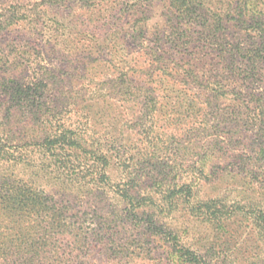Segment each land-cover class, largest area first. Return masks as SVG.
Masks as SVG:
<instances>
[{
	"label": "trees",
	"instance_id": "1",
	"mask_svg": "<svg viewBox=\"0 0 264 264\" xmlns=\"http://www.w3.org/2000/svg\"><path fill=\"white\" fill-rule=\"evenodd\" d=\"M75 2L85 10V32L94 23L105 25L107 18L100 23L95 17L104 7L129 25L117 28L133 48L110 49L118 67L103 85L110 98L141 106L131 122L142 146L131 148L130 122L105 123L102 111L92 114L86 105L80 126L65 124L60 115L78 111L77 96L50 90L44 77L27 83L8 76L12 67L0 61V264H81V254L92 250L110 258L133 254L149 264H264L263 199L243 189L202 195L219 179V167L234 162L264 193V176L254 171L264 164V22L257 12L248 0L235 1L233 16L211 10L205 0H43L40 6ZM156 3L165 14L162 27L151 32L146 23ZM37 12L35 18L47 9ZM230 20L255 24L248 43L240 46ZM3 24L1 31L18 23ZM95 48L86 54L90 68L104 55ZM221 71L246 92L228 89ZM169 87L179 95L161 94ZM98 92L93 88L81 98L104 97ZM165 107L173 110L168 123L181 126L182 136L215 131L213 156L180 168L163 162L155 127ZM241 143L247 160L225 149ZM220 152L223 165L215 157ZM106 188L114 189L116 203L99 207L97 193ZM72 202L90 205L97 223L88 237L81 217L72 219ZM238 220L250 226L257 253H227L233 243L228 223Z\"/></svg>",
	"mask_w": 264,
	"mask_h": 264
},
{
	"label": "rangeland",
	"instance_id": "2",
	"mask_svg": "<svg viewBox=\"0 0 264 264\" xmlns=\"http://www.w3.org/2000/svg\"><path fill=\"white\" fill-rule=\"evenodd\" d=\"M236 0H205L206 5L211 10H217L221 13L228 11L231 15L237 14ZM43 0H0V27H6L3 24L4 21L10 20L18 24L7 28V30H0V61L1 66L7 65L12 67L8 76H16L19 79H24L27 83H35L42 77L48 79L50 90L62 91L66 97H78L79 109L78 111L70 112L71 110L65 109L62 112V118L65 124L77 127L81 125V105L88 106V110L92 114H98L102 111L106 122L109 118L113 119V124H124L130 122L126 127V133L129 134L126 138L131 139V148L142 146L140 139L138 138L133 126L134 122H131L136 113H139L141 106H134L132 103H122L112 99L108 95L113 93L103 84L113 78L112 72L114 71L112 66L118 67L117 61L111 55L113 52L110 50L115 46L114 50L121 48L130 50L133 48V41H128L126 32L119 31L117 27H124L126 29L129 25L120 24L117 20V15L111 14L107 7H104L100 14L95 17L99 19L100 23L107 18L103 23H94L92 27H89L88 32L82 30L81 27V15L86 14L85 10H82L80 4L72 3L66 6L52 7L40 6ZM251 9L257 12L258 18L264 22V4L259 0H248ZM218 4V5H217ZM36 5L40 6L39 10L43 11L47 9V13L39 15L35 10ZM49 8V9H48ZM226 13V12H225ZM164 8L161 4L156 3L153 8L149 9L148 15L150 16L147 21V29L151 32L162 27V21L164 19ZM39 19V21H38ZM22 21V23H21ZM31 21V22H30ZM35 21V22H34ZM112 22V23H111ZM115 23V25L113 24ZM234 22L230 20L228 27H235V39L238 40L240 46H243L249 39L248 35H254L252 27L255 26L252 22H240L237 26L232 25ZM96 33V35H92ZM239 33V34H238ZM129 42V43H128ZM135 45V44H134ZM89 46V48H86ZM95 46H101L104 51V55H101L98 62L92 65L94 68H90L88 52L96 51ZM121 52V50H120ZM122 53V52H121ZM13 64V66H11ZM219 76H222V71L217 72ZM225 75V74H223ZM222 81L228 89L236 87L241 91L246 92L245 86L242 88L239 84L233 83L231 80H227L225 76H222ZM97 83L90 84L87 81ZM234 80V79H232ZM262 87V86H261ZM98 89V95H104V97L97 98L92 97L89 93L86 96H82L85 91H91V89ZM173 90L171 95L169 90ZM249 89V88H247ZM262 88H259L261 91ZM179 90L177 88H167L165 93L168 97L177 95ZM84 95V94H83ZM179 95V93H178ZM161 96V95H160ZM106 97V98H105ZM83 99V104L81 100ZM104 101H103V100ZM178 100L181 101L178 97ZM164 106V104H163ZM106 107L103 111L102 108ZM104 109V108H103ZM173 110L165 109L162 115L159 117L157 127H155L160 135V157L163 162H168V166H177L180 168L182 165H190L192 162L201 161V159L210 157L213 153V149L216 144L215 131L209 130L206 132L191 131L188 136H182L179 125L174 126L169 122L172 120ZM182 111V110H181ZM79 121V122H78ZM200 123L195 124L194 129L198 128ZM97 126L98 130L104 129ZM220 134V133H219ZM243 138V137H242ZM137 144V146H136ZM245 143L232 144L226 147L228 151H234L237 149L238 155H245L246 148L243 147ZM133 150V149H132ZM235 153V152H230ZM225 153L220 152L215 157H220V165H223ZM213 156V155H212ZM214 158V159H216ZM217 160V159H216ZM175 161V162H174ZM238 164V163H237ZM237 164H232L226 167H219L220 171L219 179L209 185L205 186L203 196H217L221 195L226 189H243L254 196L263 199L264 193L260 191V186H252L249 178H244V173L237 167ZM81 167V166H80ZM178 168V169H179ZM260 168V169H259ZM258 169L254 171L264 176V164L260 165ZM148 184H143L146 187ZM45 191H48L47 189ZM99 207L105 203H116L114 197V189L106 188L104 191L97 193ZM96 195V196H97ZM90 205L73 203L72 202V219L77 215L81 217V230L83 234L89 236V231L94 227V223H97L95 216H93ZM230 227L229 231L232 234V244L227 247L228 254H237L247 257L257 253V245L252 237L250 226L245 220H238L234 224L228 223ZM197 232V231H196ZM89 242V241H88ZM87 243V242H86ZM256 249V250H255ZM149 264V262L141 261L140 258L134 257L129 254L118 258L108 257L105 254L92 250L87 256L81 254V264Z\"/></svg>",
	"mask_w": 264,
	"mask_h": 264
}]
</instances>
